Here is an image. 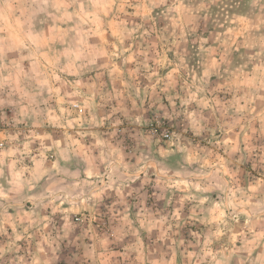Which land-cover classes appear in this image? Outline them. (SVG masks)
Wrapping results in <instances>:
<instances>
[{"label": "rangeland", "instance_id": "374dc122", "mask_svg": "<svg viewBox=\"0 0 264 264\" xmlns=\"http://www.w3.org/2000/svg\"><path fill=\"white\" fill-rule=\"evenodd\" d=\"M0 264H264V0H0Z\"/></svg>", "mask_w": 264, "mask_h": 264}, {"label": "built area", "instance_id": "2783aa9c", "mask_svg": "<svg viewBox=\"0 0 264 264\" xmlns=\"http://www.w3.org/2000/svg\"><path fill=\"white\" fill-rule=\"evenodd\" d=\"M77 108H78V107H77ZM78 110H79V112H83V109H82V108H79ZM165 136H166V137H170L169 132H167V133L165 134Z\"/></svg>", "mask_w": 264, "mask_h": 264}]
</instances>
